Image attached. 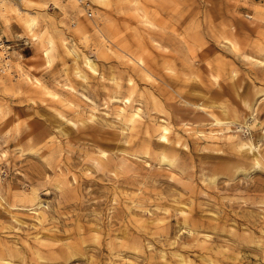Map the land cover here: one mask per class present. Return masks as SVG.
<instances>
[{
	"label": "rangeland",
	"instance_id": "1",
	"mask_svg": "<svg viewBox=\"0 0 264 264\" xmlns=\"http://www.w3.org/2000/svg\"><path fill=\"white\" fill-rule=\"evenodd\" d=\"M7 1L0 264H264V0Z\"/></svg>",
	"mask_w": 264,
	"mask_h": 264
},
{
	"label": "bare ground",
	"instance_id": "2",
	"mask_svg": "<svg viewBox=\"0 0 264 264\" xmlns=\"http://www.w3.org/2000/svg\"><path fill=\"white\" fill-rule=\"evenodd\" d=\"M8 1L7 0H0V8L1 9H3V12L2 13H4V10H7V6H8ZM17 5V4H16ZM34 18L35 17H33V18H31V19H27V25L31 28L32 27V25H33V23H34V21H36V20H34ZM38 21V20H37ZM89 62V61H88ZM140 62V61H139ZM260 62V61H259ZM258 62V63H259ZM261 63V62H260ZM89 66H91V68L93 67L92 66V64H91V61L89 62ZM211 75H213V77L217 80V78H218V76L217 75H215V74H211ZM215 81V80H214ZM213 81V82H214ZM216 82V81H215ZM214 82V83H215ZM231 82V81H230ZM233 85V84H232ZM238 96V95H237ZM89 98V97H88ZM90 99V98H89ZM244 100V99H243ZM91 101V100H90ZM244 102H246L247 103V106H250L251 104H249V102H247V99L246 100H244ZM225 106V105H224ZM136 112V111H135ZM93 114V113H92ZM137 114V113H136ZM89 116V115H88ZM92 116V115H91ZM65 118V117H64ZM117 118V117H116ZM70 120V122L71 123H74V124H76V122L75 121H73L72 119H69ZM121 121V120H120ZM225 121H227V120H225ZM226 123V122H225ZM126 127V126H125ZM124 127V128H125ZM163 129H164V127H163ZM166 130V129H165ZM199 131V130H198ZM201 132V131H200ZM207 132V131H206ZM167 134V133H166ZM160 138L162 137H164L165 138V134H163V135H160L159 136ZM163 138V139H164ZM165 140V139H164ZM248 151V150H247ZM104 152V151H103ZM164 181V180H163ZM84 183H86V182H84ZM87 183H88V181H87ZM80 185H81V183H79L78 185H75V188H79L80 187ZM81 189V188H80ZM102 191V190H101ZM207 198V197H206ZM64 200V199H63ZM41 202L40 201H38V203H37V206H39V204H40ZM41 206H42V204H40ZM64 207V206H63ZM67 208V207H66ZM238 214V213H237ZM39 215V214H38ZM42 217H43V219H45V216L42 214ZM38 218V217H37ZM53 236H56V235H53ZM164 238V237H163ZM8 241V240H7ZM12 241V240H11ZM10 241V242H11ZM15 242V241H14ZM15 244V243H14ZM12 245V244H11ZM15 246V245H14ZM49 251V250H48ZM2 252H10L11 254H17L18 252H19V250H17V249H15V248H9V249H6L5 250V247L4 248H2V247H0V253H2ZM78 252V251H77ZM69 253V251L68 250H65L62 254H61V256L63 255V257H65L66 256V254H68ZM49 254V253H48ZM52 256V255H51ZM59 256L60 255H54L53 257L55 258H59ZM2 258V257H1Z\"/></svg>",
	"mask_w": 264,
	"mask_h": 264
},
{
	"label": "built area",
	"instance_id": "3",
	"mask_svg": "<svg viewBox=\"0 0 264 264\" xmlns=\"http://www.w3.org/2000/svg\"><path fill=\"white\" fill-rule=\"evenodd\" d=\"M84 4L85 9L89 14H91V5L90 0H79ZM10 44L8 43V40L4 37L1 28H0V70H3L7 64L8 60L10 58Z\"/></svg>",
	"mask_w": 264,
	"mask_h": 264
}]
</instances>
